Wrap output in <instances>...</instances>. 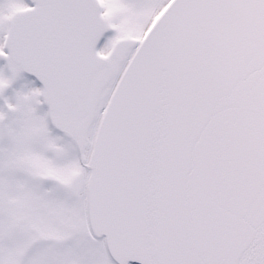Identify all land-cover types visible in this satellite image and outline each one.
Wrapping results in <instances>:
<instances>
[{"label":"snow or ice","instance_id":"snow-or-ice-1","mask_svg":"<svg viewBox=\"0 0 264 264\" xmlns=\"http://www.w3.org/2000/svg\"><path fill=\"white\" fill-rule=\"evenodd\" d=\"M0 264H264V0H0Z\"/></svg>","mask_w":264,"mask_h":264}]
</instances>
